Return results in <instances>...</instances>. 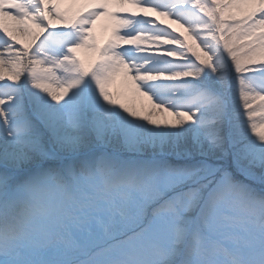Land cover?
<instances>
[{"label":"snow or ice","instance_id":"6c2138e0","mask_svg":"<svg viewBox=\"0 0 264 264\" xmlns=\"http://www.w3.org/2000/svg\"><path fill=\"white\" fill-rule=\"evenodd\" d=\"M0 264H264V0H0Z\"/></svg>","mask_w":264,"mask_h":264},{"label":"rangeland","instance_id":"374dc122","mask_svg":"<svg viewBox=\"0 0 264 264\" xmlns=\"http://www.w3.org/2000/svg\"><path fill=\"white\" fill-rule=\"evenodd\" d=\"M156 19L161 21L162 25H167L169 23L168 20H165V19H163L161 17H156ZM172 27H177V26L176 25H174V26L172 25ZM104 31H105V33L104 32H98L97 31V26H96L95 34H96L97 39H98V41H99V43L101 45H103L108 40V38L111 35L110 30H106L105 29ZM177 32H183V29L177 28ZM189 42H191V41H189ZM79 56H80L81 59H83L85 61V63H88L91 59H93V54L90 53V52H86V51H81L79 53ZM117 80H118V78H117ZM115 84L117 85V81H116ZM109 90L112 91L111 89H109ZM143 102L146 104L147 101L144 100ZM137 103H139V101H137ZM169 119H171V118H169Z\"/></svg>","mask_w":264,"mask_h":264},{"label":"bare ground","instance_id":"6f19581e","mask_svg":"<svg viewBox=\"0 0 264 264\" xmlns=\"http://www.w3.org/2000/svg\"><path fill=\"white\" fill-rule=\"evenodd\" d=\"M105 29H106V22L104 20L98 21L97 22V31L98 32H104L105 33V31H104ZM110 89L112 90V92L114 94H117V95L125 94V95H127L126 90L122 87L119 78L117 80V85L116 84H113L110 87ZM125 102H129V103L132 102V99H131L130 95H129L128 99ZM146 104H147V102H146Z\"/></svg>","mask_w":264,"mask_h":264}]
</instances>
